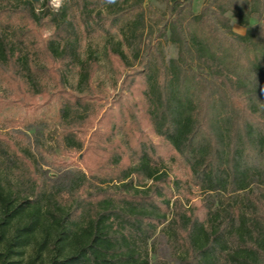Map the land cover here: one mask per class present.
Returning <instances> with one entry per match:
<instances>
[{
	"label": "trees",
	"instance_id": "1",
	"mask_svg": "<svg viewBox=\"0 0 264 264\" xmlns=\"http://www.w3.org/2000/svg\"><path fill=\"white\" fill-rule=\"evenodd\" d=\"M192 1L165 0L151 26L145 0H63L59 10L0 0V15L26 22L0 20L10 97L49 105L46 72L62 127L54 142L83 164H49L50 178L38 141L0 131V264H169L149 258L159 230L174 264H264V0H203L199 13ZM94 37L122 69L119 94L139 100L135 128L114 139L101 119L86 144L77 133L98 117L90 104L108 101L93 82Z\"/></svg>",
	"mask_w": 264,
	"mask_h": 264
},
{
	"label": "rangeland",
	"instance_id": "2",
	"mask_svg": "<svg viewBox=\"0 0 264 264\" xmlns=\"http://www.w3.org/2000/svg\"><path fill=\"white\" fill-rule=\"evenodd\" d=\"M202 1L203 0L192 1V9L195 13L200 12ZM50 7L56 10L51 4ZM165 8V0H145L144 10H146L147 23L153 26L154 24L151 18L154 15L166 12ZM7 18H11L14 25L17 24L22 26V23L25 22L24 19L17 14H10L7 12L1 13L0 20L2 22ZM234 30L239 33L244 32L236 26H234ZM40 33L44 38H48L52 34L51 30L46 28ZM37 38L38 37L31 33H27L24 36L33 57L37 59L39 62L38 64L43 65L44 56L41 51V46L35 44ZM103 41L104 40L99 37L91 39L92 50L97 56L100 66L94 75L93 82L97 84V89H100L98 86V84H100L102 92L107 95L108 101L90 104L89 108L98 110L99 114L98 117L94 119L90 129H86L87 132L83 134L77 133L78 139L84 141V143L90 140L91 133L101 129L97 124L101 119L103 120L101 125L104 126L108 123V127L115 126L116 131L112 136L114 139L121 138L122 134L127 131L128 128H135V123H133L135 114L131 111L135 110V101L139 100V98L133 96L135 99L131 100V98L128 97L129 95L119 94V83L123 77L122 69L116 64H111L108 60L104 59ZM162 51L167 59L175 58L176 56L174 48L166 41L162 44ZM41 76L43 77L45 89L51 96V103L46 106L42 105L46 97H37L32 104H29V101H18L10 97V94L13 92V90L10 89L11 81L6 72L0 71V131L2 134H10L15 138L18 133L23 135V137H27V140L22 137L21 143L24 145H28L29 143L33 144L35 140L38 141L40 148L43 150V161H40V164L50 178H55V171L49 164L57 166L62 165L71 169H83V164L81 163L82 154L72 149H66L62 146L59 147L54 142L55 137L62 132V127H60L59 106L53 94L55 85L54 81L47 76L46 72H42ZM69 81V84L74 85L75 76L70 77ZM114 101H116V103H114ZM37 106H39V108L35 110ZM105 114H107V116H105ZM144 130L151 141H155L149 128L144 127ZM194 191L196 192L197 189L194 188L193 192ZM148 244V248L151 249L149 253L151 262L175 263L174 253L168 247L167 243H165L160 230Z\"/></svg>",
	"mask_w": 264,
	"mask_h": 264
},
{
	"label": "clouds",
	"instance_id": "3",
	"mask_svg": "<svg viewBox=\"0 0 264 264\" xmlns=\"http://www.w3.org/2000/svg\"><path fill=\"white\" fill-rule=\"evenodd\" d=\"M109 3H114V0H108ZM50 4L51 6L56 9L59 10V8L62 6L63 4V0H50Z\"/></svg>",
	"mask_w": 264,
	"mask_h": 264
},
{
	"label": "crops",
	"instance_id": "4",
	"mask_svg": "<svg viewBox=\"0 0 264 264\" xmlns=\"http://www.w3.org/2000/svg\"><path fill=\"white\" fill-rule=\"evenodd\" d=\"M203 2V1H202Z\"/></svg>",
	"mask_w": 264,
	"mask_h": 264
}]
</instances>
